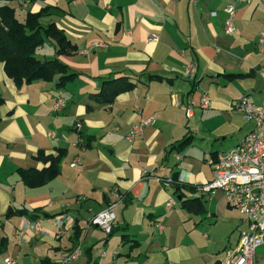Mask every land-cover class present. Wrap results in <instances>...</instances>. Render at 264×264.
Masks as SVG:
<instances>
[{"label": "crops", "instance_id": "crops-1", "mask_svg": "<svg viewBox=\"0 0 264 264\" xmlns=\"http://www.w3.org/2000/svg\"><path fill=\"white\" fill-rule=\"evenodd\" d=\"M5 4L20 19L49 8L42 23H56L76 46L58 57L77 75L61 87L57 79L18 86L0 60V264L7 258L16 264H221L247 222L222 192L202 194L197 187L212 179L207 159L253 128L236 100L247 94L264 104L255 99L264 95V0H0ZM229 4L235 6L232 35L224 31ZM36 55L54 58L55 42L46 39ZM191 66L196 72L189 77ZM237 73L249 75L228 76ZM118 74L135 88L112 104L95 100L102 82ZM58 95L65 102L57 112ZM204 95L207 107L200 105ZM187 133L192 143L171 149ZM59 149L66 151L61 174L42 186L26 185L18 169L46 167L36 153ZM174 173L195 190L183 196L160 180ZM114 187L125 199L107 234L89 220L107 207ZM195 198L203 212L183 207V199ZM24 208L39 227L21 235L16 212ZM75 226L82 229L78 239ZM78 246L79 256L63 263ZM256 264H264V243Z\"/></svg>", "mask_w": 264, "mask_h": 264}, {"label": "built area", "instance_id": "built-area-1", "mask_svg": "<svg viewBox=\"0 0 264 264\" xmlns=\"http://www.w3.org/2000/svg\"><path fill=\"white\" fill-rule=\"evenodd\" d=\"M227 18L225 20L224 31L232 35L236 31L234 25L235 6L229 4L226 7ZM260 48L264 52V39H260ZM96 46L102 43H96ZM190 67L187 76L192 77L196 70ZM64 98L58 95L55 99L54 110L61 111L64 106ZM210 99L204 95L201 99V107H207ZM235 109L241 111L246 120L253 122V128L232 148L219 151L207 159V163L212 168V179L197 187L202 194L214 195L222 192L227 204L231 208L237 209L247 222L245 229L241 231L238 244L235 247L227 248L224 251V258L221 264H256L257 248L264 243V104H257L250 99L247 94L240 96L235 104ZM187 114L191 115L192 106L186 108ZM151 122L145 119L140 126L131 131V135L141 130ZM54 136V134H50ZM130 135V136H131ZM73 166L75 165L72 164ZM166 185L171 184V175L160 178ZM111 199L106 208L94 214L90 220V226H97L105 233L109 234L114 229L116 221L115 208L122 203L125 195L117 187L111 189ZM172 201L168 206H172ZM71 221V218L68 216ZM23 224L19 228L21 235L25 234L27 228L38 229L39 223L32 222L26 215L22 216ZM57 224L62 229L65 224L61 218L57 219ZM160 233L164 230L162 222H157ZM80 254L79 246L67 253L62 262L66 263L76 259ZM6 264H16L11 258H7Z\"/></svg>", "mask_w": 264, "mask_h": 264}, {"label": "trees", "instance_id": "trees-1", "mask_svg": "<svg viewBox=\"0 0 264 264\" xmlns=\"http://www.w3.org/2000/svg\"><path fill=\"white\" fill-rule=\"evenodd\" d=\"M48 13L49 8L46 7L38 12H28L24 19H20L15 9L6 4L0 5V60L4 63L7 75L18 86L37 80L53 81L57 79V85L61 87L77 75L75 72H70L69 66L58 57L70 55L77 48L68 38L64 29L56 23H42V18ZM46 39L55 42L57 55L52 59L40 60L36 55L37 49L44 45ZM248 75L237 73L228 76L241 78ZM149 78H160V76L149 75ZM135 86L136 82L131 80L129 76L118 74L116 77L105 79L101 89L93 93V97L99 102L112 104L119 94L133 90ZM3 102L4 100L0 98V105ZM192 141L193 136L187 133L180 140L174 142L171 149L182 151ZM65 155L66 151L63 149H59L57 154H48L39 150L35 159L48 163V165L41 169H18V172L26 185L30 187L42 186L61 174V163ZM171 178L170 185L175 188L176 193L184 196V190H195L194 186L182 184L178 173L171 175ZM196 202L198 204H195ZM194 204L195 208H193ZM182 205L190 210L204 211V206L199 202V198L183 199ZM16 213L22 216H30L29 210L25 208L19 209ZM81 234L82 229L75 226V238L78 239Z\"/></svg>", "mask_w": 264, "mask_h": 264}, {"label": "rangeland", "instance_id": "rangeland-1", "mask_svg": "<svg viewBox=\"0 0 264 264\" xmlns=\"http://www.w3.org/2000/svg\"><path fill=\"white\" fill-rule=\"evenodd\" d=\"M255 99H256V101H257V100H258V101H264V95H263V94H262V95H258V96L255 97ZM234 133H236L235 135H241V134H242V131H241L240 128H239V129H236ZM226 147H228V146H226ZM228 149H229V148H228ZM177 201H178V200H177Z\"/></svg>", "mask_w": 264, "mask_h": 264}]
</instances>
